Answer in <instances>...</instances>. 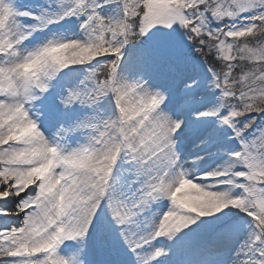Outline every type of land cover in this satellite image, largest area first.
Masks as SVG:
<instances>
[{"label":"snow or ice","instance_id":"snow-or-ice-1","mask_svg":"<svg viewBox=\"0 0 264 264\" xmlns=\"http://www.w3.org/2000/svg\"><path fill=\"white\" fill-rule=\"evenodd\" d=\"M0 264H264V0H0Z\"/></svg>","mask_w":264,"mask_h":264}]
</instances>
